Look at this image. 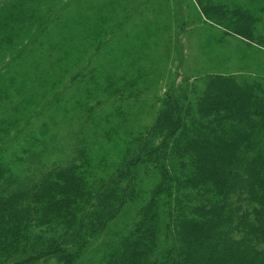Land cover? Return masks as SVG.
Segmentation results:
<instances>
[{"label":"rangeland","instance_id":"obj_1","mask_svg":"<svg viewBox=\"0 0 264 264\" xmlns=\"http://www.w3.org/2000/svg\"><path fill=\"white\" fill-rule=\"evenodd\" d=\"M213 1L249 9L251 39L207 19L204 0H0V144L31 148L48 162L89 148L81 172L94 194L102 191L140 148L163 102L193 107L216 74L264 77V46L256 43L264 0ZM139 170L142 194L129 197L71 264H98L131 229L158 178L153 164ZM52 257L37 264H56Z\"/></svg>","mask_w":264,"mask_h":264},{"label":"trees","instance_id":"obj_2","mask_svg":"<svg viewBox=\"0 0 264 264\" xmlns=\"http://www.w3.org/2000/svg\"><path fill=\"white\" fill-rule=\"evenodd\" d=\"M204 1L207 19L251 39L249 9ZM208 84L193 107L163 102L140 148L95 194L81 172L84 150H93L48 162L31 148L0 144V264L51 256L71 264L129 197L142 194L139 167L149 164L158 178L147 200L98 264H264V77L216 74ZM44 227L47 234H35Z\"/></svg>","mask_w":264,"mask_h":264}]
</instances>
